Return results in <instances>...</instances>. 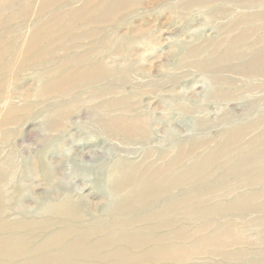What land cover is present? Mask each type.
Returning a JSON list of instances; mask_svg holds the SVG:
<instances>
[{"label":"bare ground","instance_id":"bare-ground-1","mask_svg":"<svg viewBox=\"0 0 264 264\" xmlns=\"http://www.w3.org/2000/svg\"><path fill=\"white\" fill-rule=\"evenodd\" d=\"M33 1L0 0V108L7 100L2 90L12 83L10 75L18 64L34 69L35 78L42 82L34 97L38 105L57 87L80 82L88 87L93 80L128 78L129 67L121 64L126 47L118 50L114 68H109L96 63L93 51L67 52L56 46L78 21L75 17L88 8L100 13L99 20L112 17L106 37L114 47L122 7L130 0H86L83 7L75 6L76 0H45L36 13V29L17 61L22 36H8L11 19L17 16L25 20ZM47 10L48 21L43 17ZM257 15L264 17V12ZM252 17H248V23L254 21ZM50 22L52 26H48ZM248 38L249 29L245 26L215 61L246 59L249 75L262 73L264 51L238 48ZM211 63L207 61L206 65ZM15 82H19L18 77ZM73 105L56 108L50 103L36 111L34 101L23 111L30 118L34 114L42 116L45 131L70 116ZM16 112L13 105H4L0 125L13 124L11 115ZM92 112L94 125L108 137L145 143L151 135L149 117L135 114L127 100L98 101ZM254 125L264 129V119L233 130L230 137L226 134L216 150L195 157L188 164L183 149L163 165L134 164L118 158L110 168L112 177L107 179L106 197L97 203L86 204L85 196L83 200L65 189L63 195L45 193L33 206L26 207L23 198L27 195L20 193L21 189L19 193L8 190L19 170L16 153L0 157V264H263L264 249L241 246L243 238L227 221L232 215L254 212L259 215L257 221H264V201H258L264 194V171L257 168L260 160L246 159L244 155L246 149L257 150L259 144L264 149V137L236 148L231 140L233 135L238 133L240 137ZM77 151L74 154L78 156ZM69 161L62 158L60 167L67 171ZM50 164L38 156L33 177L39 178L40 170L45 171ZM51 166L54 176L48 179L50 183L55 177V167ZM52 168L42 173H49ZM239 187L247 191H238L230 198V190ZM30 189L29 186L26 190ZM11 209L18 212L14 218ZM191 226L193 230L189 229ZM210 247L211 256L221 257L219 263L194 261L193 253Z\"/></svg>","mask_w":264,"mask_h":264},{"label":"rangeland","instance_id":"rangeland-1","mask_svg":"<svg viewBox=\"0 0 264 264\" xmlns=\"http://www.w3.org/2000/svg\"><path fill=\"white\" fill-rule=\"evenodd\" d=\"M44 1L34 0L25 20L17 16L11 19L8 36H22L17 61L36 29V13ZM85 2L76 0L75 6L83 7ZM259 12H264V0H130L122 7L119 36L112 47L106 37L112 17L99 20L100 13L84 8L56 47L67 52L93 51L96 63L102 62L109 68H114L118 50L124 51L126 47L121 64L129 67L128 78L93 80L88 87L82 82L67 84L52 89L38 105L34 97L42 82L35 78L34 69L18 64L10 75L12 83L2 90L7 100L0 108V119L4 117V105L11 104L17 110L11 115L13 124L0 125V157L16 153L19 166L8 190L19 193L21 189L20 193L28 196L23 198L26 207L33 206L45 193L58 196L65 189L83 200L85 196L86 204L97 203L106 197L107 179L112 177L110 168L116 159L163 165L183 149L188 164L195 157L216 150L226 134L230 137L233 130L264 119V71L249 75L246 59L215 61L245 26L249 38L238 48L264 51V17L259 18ZM49 14L50 10L44 12L46 21ZM250 15L254 21L248 23ZM207 61L212 63L207 66ZM15 77L19 82H15ZM105 100H127L135 114L148 116L149 139L145 143L131 142L100 132L94 125L92 109L98 101ZM34 101L36 111H42L50 103L56 108L74 105L70 116L44 131L42 116L34 114L30 118L23 111ZM263 137L262 126L254 125L240 137L238 133L233 135L231 140L236 148ZM76 149L78 156L74 154ZM244 155L246 159L260 160L257 168L264 171L262 144L257 150L246 149ZM38 156L54 165L52 183L48 181L54 176L51 164L45 166V171L52 168L51 172L40 170V177H33ZM62 158L70 160L65 167L67 171L60 167ZM29 186L32 190H26ZM238 191L247 190L232 188L229 197ZM258 201H264V194ZM10 215L14 218L18 212ZM258 217L254 212L227 219L243 238L241 246L264 249V221H257ZM189 229L193 230V226ZM211 250L212 247L197 251L192 258L198 263H219L221 257L211 256Z\"/></svg>","mask_w":264,"mask_h":264}]
</instances>
